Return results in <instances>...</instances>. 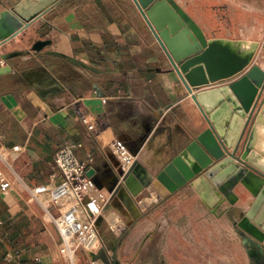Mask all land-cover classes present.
<instances>
[{"label":"crops","instance_id":"1","mask_svg":"<svg viewBox=\"0 0 264 264\" xmlns=\"http://www.w3.org/2000/svg\"><path fill=\"white\" fill-rule=\"evenodd\" d=\"M21 1L0 0V14ZM171 2L205 40L264 41V0ZM39 41L49 44L34 51ZM262 53L259 47L251 65L264 72L256 64ZM249 66L214 84L197 66L184 75L188 90L133 0H58L0 42V264H69L58 252L54 224L63 205L31 194L37 186L63 181L54 155L65 145L74 146V156L94 172L106 214L112 211L129 230L125 237L108 230L106 252L91 264H186V241L174 247L165 238L152 254L157 237L144 235L146 227L187 222V205L195 213L208 209L188 186L170 193L155 176L207 128L192 96L227 86ZM263 100L261 95L256 112ZM81 118L94 124V132ZM111 140L122 143L153 178L135 197L123 186L127 173L108 149ZM233 194L236 204L224 201L214 214L232 226L252 201L240 184ZM231 208L239 212L230 218ZM241 240L250 256L256 252L264 259ZM72 264L90 263L77 250Z\"/></svg>","mask_w":264,"mask_h":264},{"label":"water","instance_id":"2","mask_svg":"<svg viewBox=\"0 0 264 264\" xmlns=\"http://www.w3.org/2000/svg\"><path fill=\"white\" fill-rule=\"evenodd\" d=\"M58 0H22L0 14V42L18 32L25 23L42 14ZM184 85V75L201 66L210 84L232 79L227 86L198 92L192 99L206 118L203 130L177 157L155 176L170 193L188 186L211 213L226 201H238L233 194L240 184L252 201L235 222L239 236L248 246L262 252L264 245V100L246 135L239 156L236 151L249 121L264 95V72L251 65L261 45L242 41L205 40L197 26L171 0H133ZM48 41L33 45L40 51ZM93 171L87 172L92 180ZM153 180L139 164L123 178L125 190L137 196ZM97 186V181L93 180ZM256 253V252H254Z\"/></svg>","mask_w":264,"mask_h":264},{"label":"built area","instance_id":"3","mask_svg":"<svg viewBox=\"0 0 264 264\" xmlns=\"http://www.w3.org/2000/svg\"><path fill=\"white\" fill-rule=\"evenodd\" d=\"M89 132H94V124L81 118ZM108 149L118 162L122 174H126L135 163V157L119 141L111 140ZM17 151L18 148H13ZM74 146L65 145L54 155V167L63 176V181L54 186L41 185L32 189L33 198L46 194L54 204H62L63 210L54 219L60 235L58 252L72 264L77 250H81L91 264L100 252L105 251V243L100 235L102 224L110 231L116 228L106 218L105 199L101 191L87 176V165L73 154ZM3 181L0 175V182Z\"/></svg>","mask_w":264,"mask_h":264},{"label":"rangeland","instance_id":"4","mask_svg":"<svg viewBox=\"0 0 264 264\" xmlns=\"http://www.w3.org/2000/svg\"><path fill=\"white\" fill-rule=\"evenodd\" d=\"M256 64L264 67V53L258 56ZM255 114L256 109L249 125L252 123ZM243 142L244 138L238 146L236 156H239ZM238 212L239 210L231 208L228 215L231 218ZM185 215L187 216V222L183 223H177L175 220L170 224L166 222L149 223L144 235L148 233V237H157L156 243L150 245L152 254L158 251L159 248H163V239L168 238L172 244L174 243V247H178V242L186 241L185 244H181V246L187 248L188 257H191L186 261V264H251L252 258L247 252L246 245L238 236L235 225L232 226L226 218L217 217L213 213L204 211V209L203 212L198 211V213H195L192 205H187ZM106 218L115 227L120 226L119 229H114L117 234L123 235V237L129 234V230L125 229L123 221L112 211L106 214ZM106 228L104 225L100 228V235L103 240L107 239L106 233L109 228ZM158 243L161 244L158 245ZM255 249L260 252L257 248ZM260 253L264 254L263 251ZM196 255L198 260H194Z\"/></svg>","mask_w":264,"mask_h":264},{"label":"flooded vegetation","instance_id":"5","mask_svg":"<svg viewBox=\"0 0 264 264\" xmlns=\"http://www.w3.org/2000/svg\"><path fill=\"white\" fill-rule=\"evenodd\" d=\"M251 258H252L251 264H264V259L261 255L253 253V255H251Z\"/></svg>","mask_w":264,"mask_h":264},{"label":"bare ground","instance_id":"6","mask_svg":"<svg viewBox=\"0 0 264 264\" xmlns=\"http://www.w3.org/2000/svg\"><path fill=\"white\" fill-rule=\"evenodd\" d=\"M124 191V190H123Z\"/></svg>","mask_w":264,"mask_h":264}]
</instances>
